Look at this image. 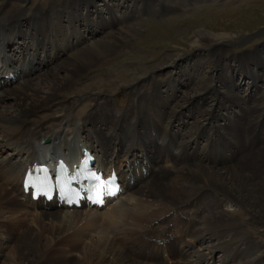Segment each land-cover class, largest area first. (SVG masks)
I'll list each match as a JSON object with an SVG mask.
<instances>
[{"label": "bare ground", "instance_id": "1", "mask_svg": "<svg viewBox=\"0 0 264 264\" xmlns=\"http://www.w3.org/2000/svg\"><path fill=\"white\" fill-rule=\"evenodd\" d=\"M133 1L52 0L45 14L0 3V74H10L0 75V260L20 250L22 264H38L59 240L53 249L64 259L42 264H264V47L262 60L252 56L257 69L237 60L231 76L222 57L212 87L201 89L194 57L205 41L225 48L232 38L198 27L189 54L169 58L163 86L148 88L150 74L118 78L59 101L78 76L142 34L143 24L129 21L149 0ZM162 66L151 72L166 74ZM83 147L118 171L117 198L68 208L24 192L33 160L72 161ZM21 225L15 241L7 231Z\"/></svg>", "mask_w": 264, "mask_h": 264}, {"label": "rangeland", "instance_id": "2", "mask_svg": "<svg viewBox=\"0 0 264 264\" xmlns=\"http://www.w3.org/2000/svg\"><path fill=\"white\" fill-rule=\"evenodd\" d=\"M10 1L18 6H26L27 9L25 12H28V14H31L36 8L44 9L41 14L49 13L52 9L46 10L50 7L52 0H28V2H26L27 0ZM58 1L70 6L73 0H70L71 2L68 0ZM80 1L81 0H78V2ZM141 1L142 0H136L137 3H141ZM1 2L2 0H0V3ZM133 2H135V0ZM148 3L149 5L144 11H139L135 14V17L129 21L134 24H143L142 34L126 41L122 46L117 48L112 55H109L105 59L98 60V63L94 64L91 70H87L78 76L60 92L58 97L59 101H64V105L70 103V101H77V98L91 87L98 86L102 82L108 83L118 78L127 80L134 76L150 74L152 81L151 84L149 81L147 82L148 88L151 89L152 83L154 82L157 86H163L167 77L173 75L169 73V71L172 69L174 70V68L166 66L168 65L169 58L178 53H183L185 55L189 54L192 35L198 27H204L216 34H228L230 38H232L230 40L232 42L225 48L223 44L217 45L212 43V41H205L200 48L201 55L194 57L196 62H200V67H203L196 73L197 80L195 83V85L202 86L200 87L201 89L212 87L210 86L212 83L211 79L214 78V74H218V69L216 67H219L218 60H221L222 57V67H226L229 70L230 76L232 67L236 66L238 62H245L244 64H246V66L255 67V69H257V66L252 64V56L255 55L259 59H263L258 52L264 47V0H149ZM57 12L61 13L62 10H56V13ZM39 17L41 18L40 15H37V18L34 15L31 16V19L37 20L40 19ZM49 19L50 18L47 17V23ZM59 30L62 32L61 29ZM112 32H114V30H112ZM104 36H106L105 33L103 34V38H105ZM76 51H78V49ZM56 55L58 56L59 53L57 52ZM245 58L249 59L248 62L245 61ZM237 60L239 61L237 62ZM46 64H48V62ZM160 65H165L162 67H168V69L170 68L166 71L168 74H165L164 71L159 72L158 70L151 72V69L160 67ZM220 74H222V72H220ZM241 81L243 84L241 93H244V89L249 88V85H247L249 77L245 78L242 75ZM259 90L262 93L264 88L261 87ZM210 102L212 101H209V104ZM149 114L152 117V113L149 112ZM144 117L147 120V114ZM233 127L234 129L239 128V126L235 125ZM153 142L155 143V141ZM152 171H156L155 168H152ZM17 217L22 218L23 213H20V216ZM30 217L25 222L27 226H32V218ZM88 219L90 220V218ZM2 224H4V222L0 219V225ZM172 224L173 223H170L169 225L172 226ZM23 227L24 225L13 229L10 227L7 231L9 233L8 235L11 234L15 241H17L23 233ZM58 242L59 240L42 252L41 256H45V258L43 261H39L38 264L44 263L45 260L58 261L62 258V256L54 252L53 249ZM14 245L13 242V246ZM10 248L11 247L7 249L8 252ZM51 249H53V251ZM143 250H152V248L144 247ZM138 252L140 251L138 250ZM20 254V250H17L16 254L9 253L6 261L0 260V264H22L18 258ZM214 255H216V252H214ZM166 260L167 259H164V261Z\"/></svg>", "mask_w": 264, "mask_h": 264}, {"label": "snow or ice", "instance_id": "3", "mask_svg": "<svg viewBox=\"0 0 264 264\" xmlns=\"http://www.w3.org/2000/svg\"><path fill=\"white\" fill-rule=\"evenodd\" d=\"M93 179H97V180H98L99 178H98V177H95V176H93Z\"/></svg>", "mask_w": 264, "mask_h": 264}]
</instances>
